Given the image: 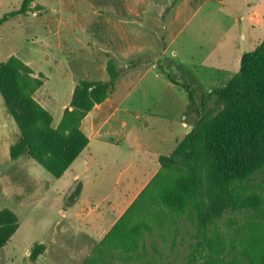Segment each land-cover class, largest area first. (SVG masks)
<instances>
[{
	"label": "rangeland",
	"instance_id": "obj_1",
	"mask_svg": "<svg viewBox=\"0 0 264 264\" xmlns=\"http://www.w3.org/2000/svg\"><path fill=\"white\" fill-rule=\"evenodd\" d=\"M23 2L0 0V17ZM24 4V13L0 25V64L15 57L28 67L29 72L20 75L40 81L32 97L52 121L39 128L38 139L25 138L34 143L27 149L0 95V211L7 210L17 222L0 247V264H82L105 234L93 239L74 228H61L65 223L59 218L73 207L81 183L73 181L59 199L62 180L33 157L55 151L48 133L57 127L64 110L71 109L78 82L108 87L106 104L95 108L102 111L98 118L110 120L103 133L117 132L123 145L135 150L168 154L170 142H161L168 127L180 134L184 121L187 134L202 111L212 106L213 92L230 79L216 85L207 77L215 76L216 67L220 79L233 76L239 69L235 53L241 57L264 38V0H25ZM235 27L238 45H231ZM86 115L80 121L82 131L88 128L86 122L82 127ZM112 184H104L103 193ZM130 204L121 206L119 214ZM243 217L242 211L230 212L220 221L227 242ZM170 223L164 220L153 236L145 237L146 264H183L188 245L180 233L174 244L175 228Z\"/></svg>",
	"mask_w": 264,
	"mask_h": 264
},
{
	"label": "trees",
	"instance_id": "obj_2",
	"mask_svg": "<svg viewBox=\"0 0 264 264\" xmlns=\"http://www.w3.org/2000/svg\"><path fill=\"white\" fill-rule=\"evenodd\" d=\"M24 2L4 13L0 25L24 13ZM21 72L28 73V67L15 57L0 64V95L24 140L38 139L39 128L52 116L32 97L40 81ZM107 88L79 81L71 109L49 130L55 151L33 156L55 177L87 145L80 121L106 99ZM213 98L172 152L159 156V170L82 264H146L145 237L153 236L164 220L175 228L174 244L180 233L188 245L183 264H264V38L242 53L238 71ZM33 145L26 140L27 149ZM80 190L81 185L77 197ZM239 211L243 220L227 242L219 223L225 214ZM16 228V218L0 211V247Z\"/></svg>",
	"mask_w": 264,
	"mask_h": 264
},
{
	"label": "crops",
	"instance_id": "obj_3",
	"mask_svg": "<svg viewBox=\"0 0 264 264\" xmlns=\"http://www.w3.org/2000/svg\"><path fill=\"white\" fill-rule=\"evenodd\" d=\"M237 29L235 27L231 45H238ZM239 60L240 54L235 53V63L238 64ZM210 68L214 69L213 66ZM218 70L216 67L215 76L210 74L207 79L216 85H221L232 75L220 79L216 75ZM223 71L227 73L228 68L224 67ZM167 86H170V83ZM106 101L107 99L95 104L87 114L92 115V118L87 119L86 115L82 121V127L85 122L88 127L83 128L84 132L87 131L85 134L88 137V143L64 173L58 177L62 180V185L57 192L59 199L62 198L73 181L78 180L81 183L80 194L73 203V207H67L63 210V215L59 218L61 224L65 223L64 227L61 226V228H66V230L74 228L84 236L93 239L101 238L109 230L121 215L119 214L121 206L131 203L159 170V156L170 154L186 132L184 121L181 122L182 127H180L184 130L180 134H175L172 128L168 127L166 139L161 140L164 144L166 141L170 142L168 154L126 147L123 145L124 138L119 136L117 132L103 133L110 120L104 119L105 117L98 118L102 111L95 112V108L99 106L102 109ZM110 105L112 106V103ZM122 124L125 125V121H122ZM109 174L113 176L110 178ZM109 181H113L112 187L108 192L103 193V185ZM102 205H104L103 208H101ZM87 206L90 210H87Z\"/></svg>",
	"mask_w": 264,
	"mask_h": 264
}]
</instances>
